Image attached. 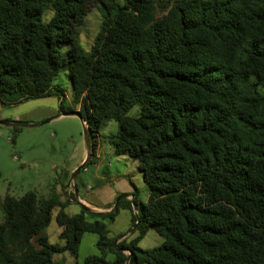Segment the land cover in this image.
I'll return each instance as SVG.
<instances>
[{
  "label": "trees",
  "instance_id": "obj_1",
  "mask_svg": "<svg viewBox=\"0 0 264 264\" xmlns=\"http://www.w3.org/2000/svg\"><path fill=\"white\" fill-rule=\"evenodd\" d=\"M158 2L0 0L1 104L63 99L54 83L68 72L79 110L63 114L95 130L116 122L110 144L138 164L149 190L147 204L137 195L126 203L137 226L130 242L84 211L62 210L63 247L43 235L63 207L58 197L7 196L0 264L77 256L86 233L115 256L86 264H264V0H177L161 19ZM94 4L104 19L86 51L79 30ZM121 205L98 216L114 221ZM150 231L163 243L144 251Z\"/></svg>",
  "mask_w": 264,
  "mask_h": 264
},
{
  "label": "rangeland",
  "instance_id": "obj_2",
  "mask_svg": "<svg viewBox=\"0 0 264 264\" xmlns=\"http://www.w3.org/2000/svg\"><path fill=\"white\" fill-rule=\"evenodd\" d=\"M118 1L123 3V0ZM158 1L156 17L161 19L177 0ZM52 16V9H47L44 20L47 22ZM103 19V7L91 5L79 30L80 43L86 51L92 48ZM54 87L64 94L63 99L53 95L11 106L0 102V225L4 222V199L7 196L19 199L33 192L39 200L56 196L64 207L55 208L52 221L43 232L52 245L64 246L56 222L62 210L69 216L84 211L88 222H103L111 238L127 236L133 229L132 212L124 200L120 202L122 205L114 221L92 213L95 211L92 206L111 203L114 209L117 200L128 193L137 195L138 204H147L149 190L138 171V164L125 154L117 155L110 144V138L118 133L116 122H107L102 129L95 130L77 115L63 114L62 108L64 111L79 110L73 102L68 72L56 78ZM259 89L264 94V86L260 85ZM138 111L135 108L131 114ZM84 165L86 167L77 174ZM98 241L97 234L84 235L77 261L71 263L72 259L68 258L67 264H85L86 258L101 257ZM162 243L163 238L150 231L139 248L152 250ZM34 245L38 247L36 240ZM62 255L54 257L55 264ZM112 260L113 256L106 257V261Z\"/></svg>",
  "mask_w": 264,
  "mask_h": 264
},
{
  "label": "crops",
  "instance_id": "obj_3",
  "mask_svg": "<svg viewBox=\"0 0 264 264\" xmlns=\"http://www.w3.org/2000/svg\"><path fill=\"white\" fill-rule=\"evenodd\" d=\"M122 156H124L123 154H122ZM126 198L125 199H123L126 203H129V202H133L134 200H135V196H133L132 195V193H128V194H126V195H124ZM148 200H149V198H148ZM85 204L87 203V202H84ZM93 209L95 210V211H91L92 213H94V214H97V215H100V216H107V215H109L110 213H112V211H113V209H112V207H113V204H103V205H96V204H94L93 206ZM133 209H134V207H133ZM134 214L135 215H137L138 214V209H134ZM70 215V214H69ZM61 232H62V229L60 228V234H61ZM60 234H59V239H60ZM86 234H94V233H86ZM86 234H84V235H86ZM83 235V236H84ZM83 236H82V238H81V242H80V246H81V243H82V239H83ZM99 236V235H98ZM137 236V233L135 232V229H134V227H133V229H132V231L130 232V234H128L127 236H124V237H122L120 240H119V242H121V241H125V242H130L131 240H133L135 237ZM147 236V235H146ZM110 237V236H109ZM111 238V237H110ZM99 240H100V236H99ZM144 240V239H143ZM64 245H65V242H63L62 240H60ZM97 243H99V241L97 242ZM140 244V243H139ZM61 247H63V246H61ZM97 247H98V244H97ZM79 251H80V247H79ZM79 251H78V255L77 256H73L72 254H70L69 252H65V253H63V255L62 254H59V255H62L63 257H61V259H59L58 261H59V263L58 264H67V262H68V258H70V259H72L71 260V263H73L74 262V260H76L77 261V258H78V256H79ZM101 252V251H100ZM101 257L100 258H104L105 260H106V257L107 256H109V255H111V256H113V260L111 261V262H113L114 260H115V256L114 255H112V254H103L102 252H101ZM126 255H130L128 252H126ZM57 256V255H56ZM55 257V256H54ZM87 259V258H86ZM86 259H85V261H86ZM54 260V259H53ZM85 261H84V263H85ZM54 264H55V262H54ZM76 264H78V263H76ZM86 264V263H85Z\"/></svg>",
  "mask_w": 264,
  "mask_h": 264
},
{
  "label": "water",
  "instance_id": "obj_4",
  "mask_svg": "<svg viewBox=\"0 0 264 264\" xmlns=\"http://www.w3.org/2000/svg\"><path fill=\"white\" fill-rule=\"evenodd\" d=\"M66 115H77L78 117H80L78 114H66ZM80 119L82 120L81 117H80ZM82 121H83V120H82ZM83 123H84V122H83ZM3 124L8 125V123H3ZM84 166H85V165H84ZM84 166H82L81 168L78 169L77 174L83 169ZM125 198H126L125 196H122V197H120V198L117 200L116 205H115V208L113 209V211H114L115 209L118 208V206L120 205V202H121L123 199H125ZM80 205H81V207H82L85 211H88L87 207H85L82 203H81ZM133 207H134V209H137V206L134 205V204H133ZM113 211H112V212H113ZM136 228H137V226L134 227V229H136ZM130 261H131V259L128 260L127 264H130Z\"/></svg>",
  "mask_w": 264,
  "mask_h": 264
}]
</instances>
